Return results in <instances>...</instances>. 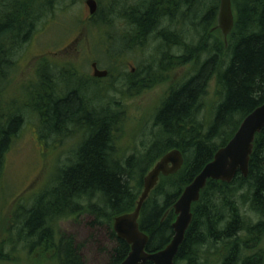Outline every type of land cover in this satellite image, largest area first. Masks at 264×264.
Instances as JSON below:
<instances>
[{
	"label": "trees",
	"instance_id": "obj_1",
	"mask_svg": "<svg viewBox=\"0 0 264 264\" xmlns=\"http://www.w3.org/2000/svg\"><path fill=\"white\" fill-rule=\"evenodd\" d=\"M58 1L0 0V84L3 72L13 66L12 48L30 40L35 26L54 14ZM96 1L97 12L85 29H96L99 49L110 58L123 50L145 49L149 40L157 42L158 57L153 59L157 72L149 71L152 66L135 74L127 71L122 90L139 92L158 80L167 81L178 67L191 64L192 69L169 87L157 106L156 134L140 155H118L114 135L120 124V103L113 100L95 109L91 104L100 100V94H94L98 81L78 77V70L57 69L60 75L53 77V67H43L26 91L28 99L3 109L0 178L5 154L24 124L21 107L38 120L42 138L66 137L70 128L80 135L68 164L57 169L29 208L20 207L16 214L22 219L18 230L22 249L48 256L45 260L55 264H85L82 247L57 227L82 214L91 217L92 229H104L112 247H97L107 264H121L130 247L116 237L113 221L134 211L148 171L165 153L177 149L183 158L181 170L160 176L138 220L139 229L148 236L146 252L165 248L173 237V205L183 189L227 145L244 118L264 103V0H231L234 26L226 43L215 28L220 0H122L119 11V0ZM129 13L125 31L117 29V15ZM106 70L114 78L112 70ZM211 82L218 100L204 115L202 101ZM110 89L116 91L115 85ZM90 90L93 95H85ZM1 99L2 95L0 105ZM111 105L117 111H109ZM191 212L174 264H206L207 256L217 264H264V128L255 136L247 176L237 173L229 184L207 181ZM15 248L11 236L2 240L0 263L9 262Z\"/></svg>",
	"mask_w": 264,
	"mask_h": 264
},
{
	"label": "rangeland",
	"instance_id": "obj_2",
	"mask_svg": "<svg viewBox=\"0 0 264 264\" xmlns=\"http://www.w3.org/2000/svg\"><path fill=\"white\" fill-rule=\"evenodd\" d=\"M84 1L76 0L72 5L59 0L54 14L48 16L43 23H38L29 42L27 41L15 50L13 66L3 72L5 73L4 79L0 84V95H2L3 102L0 105V114L6 107L14 103L21 104L28 99L26 91L29 90L28 87H31V82L35 80L37 72L43 67L46 69L47 66L52 65L54 71L62 69L65 73L79 69L78 77L85 76L92 82L91 63H98L96 59L98 58L100 61L98 67L111 69L114 78L97 82L94 94L99 93L101 101H95L96 103L91 105L99 109L102 103L106 104L113 100L120 103V124L114 135L118 155L123 157L132 154L140 155L156 134V129H153V115L157 106L169 87L188 75L192 65L178 67L168 76L167 81L158 80L155 85L141 89L139 92L122 90L121 83L124 82L127 71L131 69L143 71L145 66L148 68L152 66L149 70L151 73L156 71V62L153 59L158 57V52L155 50L157 42L153 43V40H149L146 45L148 48L123 50L118 53V56L115 55L116 59H114V54H112L113 58H110L111 54L108 55L107 52L104 53L99 49L96 29H85L91 17ZM65 4L69 5L67 9H64ZM121 5L122 0H119L117 11L120 10ZM133 5H135L134 2L130 4L131 7ZM183 27L188 29V25ZM216 35L220 37L217 32ZM113 50L114 48L110 47L111 53ZM105 58L108 61L107 65H104ZM111 85H115L116 91L110 89ZM74 87L73 84L70 88ZM92 90L86 92L85 95H93ZM118 90L128 91L130 96L125 97V94L123 95ZM217 100L215 84L211 82L202 101V114L206 115L209 110L213 111ZM21 109L24 124L5 154L0 178V242L11 236L16 243V252L10 257L9 262L0 264H55L45 260L48 256L22 249V238L18 237L22 219L16 214L20 207L29 208L34 198L51 183L57 169L68 164L80 135L70 128L66 137L42 138L38 120L24 111V107ZM115 110L117 111L111 105L109 111L114 112ZM57 140L59 142H56ZM90 221L89 215L82 214L76 221L59 222L57 227L60 233L73 236L76 244L82 247L80 252L85 264H107L105 254L99 251L97 245L107 249H110L112 245L104 229H92L89 225ZM261 250L264 252V241ZM206 264H217V262L207 256Z\"/></svg>",
	"mask_w": 264,
	"mask_h": 264
},
{
	"label": "water",
	"instance_id": "obj_3",
	"mask_svg": "<svg viewBox=\"0 0 264 264\" xmlns=\"http://www.w3.org/2000/svg\"><path fill=\"white\" fill-rule=\"evenodd\" d=\"M90 15L96 11L94 0H86ZM234 26V14L231 0H220L216 29L226 43L227 36ZM1 63V57H0ZM93 77L102 78L107 75L99 71L96 64H92ZM264 128V103L252 111L239 125L227 145L219 149L213 160L187 185L178 200L173 205L176 216L172 224L173 237L163 249L148 253L146 246L148 236L139 229V216L142 204L157 186L160 176L167 177L179 172L183 166V158L179 150L172 149L164 154L149 170L143 179V189L133 212L120 215L113 221V232L116 237L124 241L130 251L121 264H174L178 250L184 241L185 233L192 220V205L197 203L201 191L207 181H218L229 184L237 173L243 177L248 174V164L252 154L255 136Z\"/></svg>",
	"mask_w": 264,
	"mask_h": 264
},
{
	"label": "flooded vegetation",
	"instance_id": "obj_4",
	"mask_svg": "<svg viewBox=\"0 0 264 264\" xmlns=\"http://www.w3.org/2000/svg\"><path fill=\"white\" fill-rule=\"evenodd\" d=\"M95 2H96V11H95V13H94V16H95V14H96V12H97V9H98V4H97V1L95 0ZM35 7H33L32 8V10L34 9ZM128 15H132L131 13H129V14H126V15H117V18H116V22H118V24H116V22H115V26L117 27V29H119L120 28V30H122V31H125V26H126V24H127V22H128V18H127V16ZM91 17V16H90ZM124 18V19H123ZM128 26V25H127ZM151 36H152V33L150 34ZM13 50H17V48L16 47H14V48H12ZM0 56H1V63H0V67H1V64H2V62H3V57H2V54L0 53ZM97 64V63H96ZM49 66H51L52 67V65H49ZM49 66H47L48 68H49ZM46 67V68H47ZM96 68H97V70H99V71H105V72H107V75L105 76V77H102V78H96V77H93V72H92V77H93V79L94 80H96V81H101V80H108L109 78H111V75L109 74V72H108V70H106V69H103V68H100V67H98V65H96ZM49 70V69H48ZM79 70V69H78ZM91 70H92V68H91ZM135 72H136V70H134V69H131V71H130V73L131 74H135ZM52 75H53V77H58L59 75H60V73L58 72V71H52ZM1 77H2V75H1Z\"/></svg>",
	"mask_w": 264,
	"mask_h": 264
},
{
	"label": "bare ground",
	"instance_id": "obj_5",
	"mask_svg": "<svg viewBox=\"0 0 264 264\" xmlns=\"http://www.w3.org/2000/svg\"><path fill=\"white\" fill-rule=\"evenodd\" d=\"M50 75V74H49Z\"/></svg>",
	"mask_w": 264,
	"mask_h": 264
}]
</instances>
